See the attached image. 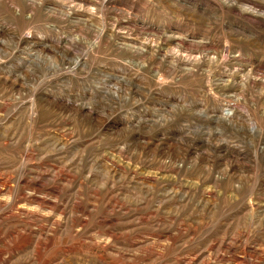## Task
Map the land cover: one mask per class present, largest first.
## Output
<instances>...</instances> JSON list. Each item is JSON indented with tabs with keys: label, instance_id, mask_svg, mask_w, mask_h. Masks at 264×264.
I'll return each mask as SVG.
<instances>
[{
	"label": "rangeland",
	"instance_id": "1",
	"mask_svg": "<svg viewBox=\"0 0 264 264\" xmlns=\"http://www.w3.org/2000/svg\"><path fill=\"white\" fill-rule=\"evenodd\" d=\"M0 264H264V0H0Z\"/></svg>",
	"mask_w": 264,
	"mask_h": 264
}]
</instances>
